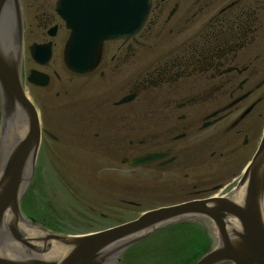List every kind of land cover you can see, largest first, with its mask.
<instances>
[{
    "label": "flooded vegetation",
    "instance_id": "af4514ba",
    "mask_svg": "<svg viewBox=\"0 0 264 264\" xmlns=\"http://www.w3.org/2000/svg\"><path fill=\"white\" fill-rule=\"evenodd\" d=\"M20 1L25 41L50 43L52 57L63 59L71 31L57 13L59 0ZM82 2L78 15L85 25L93 12L86 9L88 0ZM109 3L104 0L103 8L112 7ZM112 16L107 13L104 22ZM188 30L189 36L184 34ZM176 38L178 44L167 46L169 50L159 42ZM32 62L36 68L29 72H47L49 66L44 70ZM54 73L63 86L61 75ZM68 74L70 88L83 96L78 117L82 131L92 138L87 147L120 155L125 166L127 159L161 154L145 167L154 166L162 174L182 169L183 181L173 182L175 187L160 184L155 198L171 204L222 198L240 179L263 136L264 0H152L138 35L106 41L94 72ZM214 165L212 174L192 175L193 167ZM127 261L135 262L130 257Z\"/></svg>",
    "mask_w": 264,
    "mask_h": 264
},
{
    "label": "water",
    "instance_id": "95a60500",
    "mask_svg": "<svg viewBox=\"0 0 264 264\" xmlns=\"http://www.w3.org/2000/svg\"><path fill=\"white\" fill-rule=\"evenodd\" d=\"M73 0H62L58 12L72 29L66 46L64 63L77 74L93 71L101 57L105 40L136 34L145 24L150 0H129L127 10L118 8L117 24L99 23L94 14L86 26L79 24L78 11L82 0H74V14L65 7ZM99 0H88L94 12L105 11ZM122 3L123 0H117ZM125 3V2H124ZM123 14V16H122ZM115 19V16H112ZM8 19L9 24L3 23ZM3 20V21H2ZM84 29L90 35L84 39ZM6 31V35H5ZM2 39L8 43L9 51ZM23 21L18 0H0V102L2 106L1 167H0V264H122L124 253L151 235L178 223L202 220L214 224L220 241L217 248L206 253L196 264H264V136L245 176L235 193L228 198L192 201L162 207L142 214L139 218L85 235H59L32 225L23 215L22 198L35 176V164L41 140L38 113L27 98L22 81ZM34 59L43 65L51 59L50 48L34 45ZM30 82L48 85V77L34 72ZM17 123L27 127L19 143L7 144ZM147 155L131 160L133 167L159 159ZM236 221L238 226L232 225ZM237 227V228H236ZM214 235V234H213Z\"/></svg>",
    "mask_w": 264,
    "mask_h": 264
},
{
    "label": "rangeland",
    "instance_id": "374dc122",
    "mask_svg": "<svg viewBox=\"0 0 264 264\" xmlns=\"http://www.w3.org/2000/svg\"><path fill=\"white\" fill-rule=\"evenodd\" d=\"M184 34L189 36L190 30ZM169 41L164 43L160 39L159 42L163 43L162 48L165 47V50L178 44L177 38ZM31 44V41L27 42V46ZM26 55V72L29 74L30 68L36 66L29 56L28 47ZM45 71L52 78L49 88L38 90L25 82V89L41 112L42 127L59 140L56 142L43 136L34 187L24 200L25 213L41 216L52 228L63 233L86 234L131 221L150 208L171 204L170 200L155 198L154 195H160V184L175 187L173 182L179 184V181H183L182 169L177 168L164 174L154 166L130 169L120 164V155L98 151L94 149L95 145L87 147L92 144V138L82 131L78 117V100L83 96L78 95L79 91L72 95L75 88L67 85L70 77L64 70L61 58H53ZM54 71L60 73L65 83L63 86ZM76 85V82L72 84L74 87ZM59 90H62L61 96L57 97L56 92ZM65 91H68V96L64 94ZM46 95L47 99H44ZM191 169L192 175L196 177L199 174H212L217 166L209 169L197 166ZM126 200L132 201L131 204ZM163 235L148 240L140 245L142 247H136L130 259H134L136 264L137 261L141 264H176L177 259L182 263L196 255L192 260L195 264L206 250V245L203 246L201 242L192 243L191 237L176 236L173 241L170 237L174 234ZM157 251L160 252L154 257ZM173 252L178 254L165 259L168 253Z\"/></svg>",
    "mask_w": 264,
    "mask_h": 264
},
{
    "label": "trees",
    "instance_id": "16d2710c",
    "mask_svg": "<svg viewBox=\"0 0 264 264\" xmlns=\"http://www.w3.org/2000/svg\"><path fill=\"white\" fill-rule=\"evenodd\" d=\"M170 231H174L178 237L188 236L194 238L196 241L201 242L203 246L209 245L206 231L200 226H197L195 224H191V223L180 224L178 227L176 226L174 228H171L167 232L170 233Z\"/></svg>",
    "mask_w": 264,
    "mask_h": 264
},
{
    "label": "bare ground",
    "instance_id": "6f19581e",
    "mask_svg": "<svg viewBox=\"0 0 264 264\" xmlns=\"http://www.w3.org/2000/svg\"><path fill=\"white\" fill-rule=\"evenodd\" d=\"M3 21V20H2ZM3 23L5 24V26H6V29H7V26H8V24H9V21H8V19H6L5 20V22L3 21ZM5 35H6V31H5ZM2 42H3V44H5L6 45V49L9 51V47H8V43H7V41L5 40V39H2ZM19 126H20V124H18L17 123V126L15 127V129H14V134L13 135H10V134H8L7 135V141L5 142V143H7V144H15V143H19L21 140H23V138L25 137V135H26V131H27V127H23V126H21L20 128H19ZM262 201H263V205H262V207H264V197H263V199H262ZM264 211V210H263ZM232 225H234V227L235 226H238V223L235 221H232ZM213 228V234H214V238H215V240L217 241V244L219 243V241H220V238H219V236H218V231L216 230V227H212ZM237 228V227H236Z\"/></svg>",
    "mask_w": 264,
    "mask_h": 264
}]
</instances>
